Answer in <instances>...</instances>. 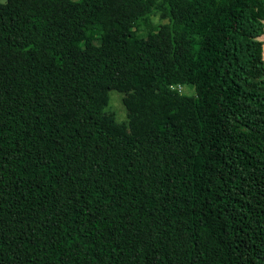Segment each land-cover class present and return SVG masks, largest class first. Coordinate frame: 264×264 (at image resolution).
Here are the masks:
<instances>
[{
  "label": "trees",
  "instance_id": "obj_1",
  "mask_svg": "<svg viewBox=\"0 0 264 264\" xmlns=\"http://www.w3.org/2000/svg\"><path fill=\"white\" fill-rule=\"evenodd\" d=\"M263 43L264 0L0 3V264H264Z\"/></svg>",
  "mask_w": 264,
  "mask_h": 264
},
{
  "label": "rangeland",
  "instance_id": "obj_2",
  "mask_svg": "<svg viewBox=\"0 0 264 264\" xmlns=\"http://www.w3.org/2000/svg\"><path fill=\"white\" fill-rule=\"evenodd\" d=\"M8 0H0L1 4L7 3ZM73 1H79V0H73ZM163 23V21L160 20V18L155 17L153 18V23L159 24ZM183 90V89H182ZM187 93H190V91L187 89ZM124 97L125 95L116 91H112L110 93L109 103L107 106V111L114 115L116 121L121 124H127L129 117H128V111L124 105Z\"/></svg>",
  "mask_w": 264,
  "mask_h": 264
},
{
  "label": "water",
  "instance_id": "obj_3",
  "mask_svg": "<svg viewBox=\"0 0 264 264\" xmlns=\"http://www.w3.org/2000/svg\"><path fill=\"white\" fill-rule=\"evenodd\" d=\"M263 59H264V43H263Z\"/></svg>",
  "mask_w": 264,
  "mask_h": 264
}]
</instances>
